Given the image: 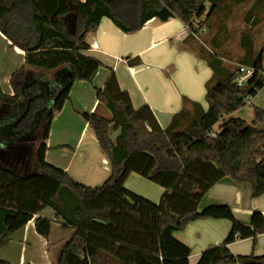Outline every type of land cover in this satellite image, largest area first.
<instances>
[{
    "label": "trees",
    "instance_id": "obj_1",
    "mask_svg": "<svg viewBox=\"0 0 264 264\" xmlns=\"http://www.w3.org/2000/svg\"><path fill=\"white\" fill-rule=\"evenodd\" d=\"M243 1L0 0V32L25 52L24 66L10 79L14 95L7 96L0 89V107L29 97L14 130L22 133L40 128L41 132L32 168L26 167L29 160L17 163L13 156L5 161L0 158V210L4 211L0 249L34 216L50 208L63 230H73L56 264H189L191 249L174 233L200 219L227 220L231 228L222 245L202 252L197 264H264V255L236 257L228 249L236 240H256L264 233L261 213L254 212L246 225L228 205L199 209L204 196L225 178L249 185L254 197L264 194V110L255 108L250 124L231 116L264 90V43L256 50L252 32L259 19L251 13L259 8L253 7L246 19L253 21L251 30L241 36L245 55L236 62L219 54L223 46L219 37L221 32L227 37L229 12ZM105 18L124 34L139 32L152 19L163 23L178 19L196 30L205 27V46L200 45L197 53L212 76L206 85L208 110L183 99L181 110L163 130L149 106L133 107L112 70L103 88H95L99 106L107 108L110 117L98 112L81 114L111 167L104 183L92 188L46 163L45 153L52 121L69 100L73 84H92L102 67L87 54L90 47L85 37ZM214 28L216 34L211 36ZM133 60L127 58L128 64L139 58ZM240 66L254 69L244 87L236 83ZM29 69L36 79L31 83L27 81ZM55 76L58 91L49 105L40 81ZM39 120L40 127L36 125ZM216 125L218 132L213 131ZM114 133H118L115 138ZM133 173L165 190L160 203L125 187ZM51 225L52 220L39 216L35 230L49 240ZM0 264L10 263L0 260Z\"/></svg>",
    "mask_w": 264,
    "mask_h": 264
},
{
    "label": "crops",
    "instance_id": "obj_2",
    "mask_svg": "<svg viewBox=\"0 0 264 264\" xmlns=\"http://www.w3.org/2000/svg\"><path fill=\"white\" fill-rule=\"evenodd\" d=\"M173 20L183 24L180 20L173 18L164 23L152 19L139 32L124 34L114 24H108L103 19L96 31L87 33L85 39L90 47L87 54L97 58L102 67L95 75L92 84L75 82L70 91L69 100L65 102L62 110L56 113L46 141V163L67 172L74 180L89 187L94 186L91 182L98 184L110 176V162L101 151L93 130L81 114L100 112L107 116L109 110L99 106L95 88H103L112 70L121 90L129 93L135 109L147 105L163 130L169 126L174 114L179 112L183 106V97L180 100L179 93L175 92L169 83L171 81L175 84L173 74L176 68L164 69L163 67L169 63L167 57L172 52L173 55L176 54L178 50L172 41L185 32L182 29L166 26ZM188 36L181 38L182 43L189 39ZM179 51H194L197 55L196 48L192 45L190 48H185L182 44ZM95 53L99 55H92ZM127 58L131 61L135 58L139 60L129 65ZM163 58L165 59L162 60ZM24 64L25 52L14 46L0 32V89L3 94L14 95L10 79ZM32 71L29 69L27 76L31 75ZM40 83L46 87L50 81L43 79ZM54 83L58 84L57 76L53 79V85ZM262 91L256 97L250 98L242 110L244 111L248 105L264 110V107L254 103L257 102ZM231 116L236 117L237 112ZM214 129L218 130L217 125L213 131ZM117 134L114 133L112 137L115 138ZM125 187L156 204L160 203L165 191L160 186L134 173L126 180ZM207 195L211 202L209 204L228 205L236 219L246 225L254 212L262 215L264 213V194L254 197L249 185L237 184L229 178L216 184ZM39 216L52 220L49 240L38 235L35 230V221ZM3 219L4 211L0 210V235L4 230ZM60 223L52 209H44L25 227L16 232L8 245L0 249V260L10 264H56L61 250L73 233L72 229L63 230ZM192 223L195 225L199 244L192 245L187 233L188 227L182 232L174 233V237L191 249L189 264H197L205 248L211 246L206 245L204 237H210L213 244L224 242L231 224L227 220L214 219H200ZM228 249L236 257L263 256L264 233L258 235L256 240L252 238L236 240L228 246Z\"/></svg>",
    "mask_w": 264,
    "mask_h": 264
},
{
    "label": "rangeland",
    "instance_id": "obj_3",
    "mask_svg": "<svg viewBox=\"0 0 264 264\" xmlns=\"http://www.w3.org/2000/svg\"><path fill=\"white\" fill-rule=\"evenodd\" d=\"M256 1L257 0H244L242 3L233 6L225 22L227 37L225 39V35L223 34V32H221L219 37L220 38L219 41L223 45L222 49L219 51V54L222 53L227 54L232 58V60L236 62L237 60L239 61L240 58H242L245 55L246 50L241 45V36L244 31L251 30L250 28L252 26L253 19H251L249 23L246 22V19L250 16V12L253 9V7L259 8L256 12L251 13L253 14V17H258L259 19V23L252 27L253 41L256 50L262 49L264 43V2L261 4H257ZM205 6L208 13V11L210 10V2L207 1L205 3ZM223 15L224 13L221 14V16ZM218 19H220V16H217L215 18V20L217 21ZM105 22H108V24H113L107 18H105ZM166 26H171V28L173 29H182L183 31H185L184 25L178 23L175 20L171 21V23ZM216 31L217 28H214L211 36L215 35ZM186 36H188V33L184 32L181 36H177L172 41V43L178 50H176V54L174 55L172 52V54L168 56L170 57L172 55L170 58L167 57V62L169 63L165 64L163 67L164 69L168 67L176 68L175 69L176 72L173 74L175 84H173V82L171 81L169 83L171 87L174 89V91L179 93L180 100L183 97V99L200 103L205 110H208V103L206 102L205 99L207 93L206 85L212 76V71L210 70L206 61L198 57V53L196 55L194 51H179V48L181 49V45L183 44L185 48H190L191 45L194 46V48H196V52H198V49L201 48L200 45L205 46L203 42L205 36L201 35L200 38L202 42L196 39L194 40L188 39L185 43H182L183 41H181L182 40L181 38H186ZM206 46L210 50V47L208 45ZM157 52H161V51H157ZM92 55L96 56L99 54L95 53ZM164 59L165 58H163L162 60ZM230 67L234 68L233 66ZM34 75L35 74L31 72V75L27 76V81L29 83L36 80ZM47 77H50V75H47ZM54 85H53V80H51L46 87L42 85L43 93L47 97L49 105L52 104L54 93L58 91V88H56L57 87L56 83H54ZM28 99L29 97L28 98L24 97V100L20 103L14 105H1L0 107V158L3 161H5L8 160V158H12L11 156H13L18 161L17 163H23L25 160H29L26 167L29 164V168H32L31 162L33 160V154L36 147H38L41 141L40 128H38L37 131H34L33 129L29 132H22V133H19L18 131L14 130V126L18 123L20 118L26 112V103ZM254 103L264 107V90L260 93V97L258 98L257 102ZM254 109L255 107H253L252 105H248L244 111L242 110V112L241 111L237 112L236 117L242 118L247 123L250 124L254 119L253 116ZM99 114L104 116L100 112ZM110 114H111L110 112L109 113L107 112V116L105 117L109 118ZM37 118H41V117H37ZM40 122L41 120L37 121L36 125L38 124L39 126ZM218 126L219 125H217V128ZM216 130L217 129H214V132ZM218 131L219 128L217 132ZM10 147L14 149V152L9 154V151L11 150ZM105 180L99 182L98 184H95L97 182H91L94 183V186L92 187L95 186L98 187L102 185ZM206 195L204 197H206ZM209 200L210 198H208L207 195V197L202 201L201 205L199 206V209L202 208L201 210H203L209 206H213V204H209L211 203ZM190 224L188 226L187 233L188 236L190 237V240L192 241L191 243L192 245H194L195 243L199 244V240L196 237V230L194 229L195 225L194 223H190ZM204 240L206 242V245H211V246H207L205 249H208L213 246H220L223 243L221 242L219 244H213L214 243L213 240L210 237H206V236L204 237Z\"/></svg>",
    "mask_w": 264,
    "mask_h": 264
},
{
    "label": "built area",
    "instance_id": "obj_4",
    "mask_svg": "<svg viewBox=\"0 0 264 264\" xmlns=\"http://www.w3.org/2000/svg\"><path fill=\"white\" fill-rule=\"evenodd\" d=\"M184 28H185V32H187L188 35H191L193 38L199 41H201L200 38L201 35H205L207 33V29L205 27L196 30V28L191 27L190 25H184ZM253 74H254L253 68L247 66H240L239 75L238 78L236 79V83L238 87H244L247 84V81L253 76Z\"/></svg>",
    "mask_w": 264,
    "mask_h": 264
}]
</instances>
